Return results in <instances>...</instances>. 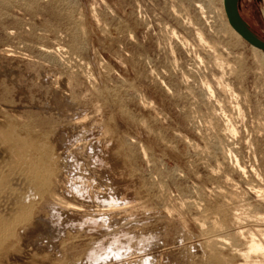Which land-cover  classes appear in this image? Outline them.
I'll return each instance as SVG.
<instances>
[{
	"label": "rangeland",
	"instance_id": "obj_1",
	"mask_svg": "<svg viewBox=\"0 0 264 264\" xmlns=\"http://www.w3.org/2000/svg\"><path fill=\"white\" fill-rule=\"evenodd\" d=\"M0 120L58 166L8 263L264 264V53L224 0H0Z\"/></svg>",
	"mask_w": 264,
	"mask_h": 264
},
{
	"label": "bare ground",
	"instance_id": "obj_2",
	"mask_svg": "<svg viewBox=\"0 0 264 264\" xmlns=\"http://www.w3.org/2000/svg\"><path fill=\"white\" fill-rule=\"evenodd\" d=\"M11 124L0 120V264H10L5 260L6 256L17 254V230L35 223V207L41 201L43 192L47 191L58 167L41 138L20 132L14 128L16 125L12 127ZM235 161L239 164L237 158ZM113 210L110 215H113ZM247 245L248 251L243 255L246 259L252 254L264 253V244L260 241L251 238Z\"/></svg>",
	"mask_w": 264,
	"mask_h": 264
},
{
	"label": "water",
	"instance_id": "obj_3",
	"mask_svg": "<svg viewBox=\"0 0 264 264\" xmlns=\"http://www.w3.org/2000/svg\"><path fill=\"white\" fill-rule=\"evenodd\" d=\"M240 0H224V10L228 18V23L235 33L245 40L251 47L264 53V41L255 36L246 25L239 11Z\"/></svg>",
	"mask_w": 264,
	"mask_h": 264
}]
</instances>
